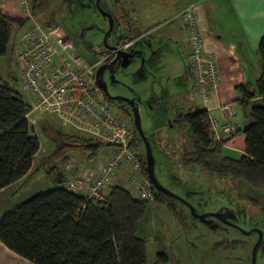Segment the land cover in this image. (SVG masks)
Instances as JSON below:
<instances>
[{"label":"rangeland","instance_id":"rangeland-1","mask_svg":"<svg viewBox=\"0 0 264 264\" xmlns=\"http://www.w3.org/2000/svg\"><path fill=\"white\" fill-rule=\"evenodd\" d=\"M125 1L126 6L122 10L129 25H126L124 18L119 21L117 18L114 19L112 36H118L122 31L126 35L130 31H137L130 23L133 10L128 6L131 4L139 7V11H136L134 16L139 15L143 18L144 25L151 26L165 18L175 17L179 8L190 0H141L142 8L138 0ZM111 8L117 17V14H120L119 10L116 7ZM34 18L43 25L52 23L55 26H60L67 34H71L70 30L75 31L80 26H86L89 30L85 32V40L93 50L86 49L80 44L77 46V53L83 64H92L98 60V53L103 50L104 33L109 29L107 16L99 11L93 12L81 6L77 7L75 0H39ZM173 24L182 36L188 38V33L182 29L179 17L174 19ZM133 34L137 36V33ZM159 35L160 33L156 31L141 37L136 40L133 47L126 50L128 56H131L130 59L123 58L122 62L115 64L110 71L111 92L114 96L133 100L136 104L141 128L151 144L153 173L166 190L183 198L198 214L210 213L223 207L232 210L240 208L241 220L237 222L238 225L244 231L250 227L256 228L258 237L256 238V235L254 237L253 234L238 235L235 232L233 233L235 237L244 238L247 242L244 245L233 247L222 241L224 235L233 230L229 229L227 232L219 230L220 232H218L210 229L206 224L195 220L186 205L177 204L174 200L175 203H172V207L176 214H173L170 209V212L167 210L168 207L164 202L163 204L149 203L137 232V236L146 241L148 264L157 258L158 252L167 257L168 260L164 264H252V254L259 239L260 242L255 249V264H264V188H253L242 181L231 178H215L213 174L202 170L195 164L189 163L184 167L181 163V156L191 153L193 146L190 142L188 126L181 121L180 116L198 109V107H200L199 109L204 108V105L193 91L192 77H189L191 71L189 75V70L187 71L184 62V50L189 49L188 46L183 41H179L181 43L179 45H174ZM106 42L107 44L112 42L111 38L106 39ZM12 46L11 40L6 55L0 58V78L8 82L12 78H16V89L25 101L32 103L29 93L24 89L20 80L18 61ZM157 46L160 50L157 52L158 57L155 62L153 64L146 61L141 63V53L144 54ZM166 49L169 50L166 51ZM179 73L184 74L183 81L180 80ZM192 106L194 109H191ZM112 107L116 113L120 112L118 115H122L120 110ZM239 111V107H236V114ZM40 116L44 118V121L50 123L49 129L44 128L43 125L37 128L35 126V132L38 134L40 142L45 144L48 153L42 157L39 162L40 169L35 172L29 183L32 180H49L45 176V170L52 166L59 167L68 176L66 169L70 167L77 171L86 166H95L96 161L97 163L105 162L107 159L105 157L111 150L107 146L100 147L97 159L92 162L79 150L68 152V160L65 164L68 163L69 166H63L62 161L51 160L49 156L56 144L53 137L56 140L57 135L54 130H61L64 133H80L70 127H61L53 114L43 113ZM239 117L238 115L236 122ZM171 121L172 123H169ZM44 134L47 135L50 142H54V146L44 141ZM214 141L222 140L216 138ZM141 143L144 146L142 141ZM141 147L140 145L139 154L143 155L145 152ZM227 154H231L232 158L239 156L237 151L229 152L223 149L222 155L227 156ZM118 173L119 171H117V178ZM119 184L131 194L133 193V187L129 180ZM226 237L230 238V236Z\"/></svg>","mask_w":264,"mask_h":264},{"label":"trees","instance_id":"trees-1","mask_svg":"<svg viewBox=\"0 0 264 264\" xmlns=\"http://www.w3.org/2000/svg\"><path fill=\"white\" fill-rule=\"evenodd\" d=\"M38 1L32 0V15ZM11 28V22L0 12V58L7 53ZM127 41L121 40L119 46ZM258 52L259 77L252 85L237 87L241 112L247 120L242 129L243 154L237 158L222 155L226 140L215 142L210 138L208 113L198 108L180 116L188 126L193 146L191 153L181 156L184 167L195 164L215 178H231L253 188H264V36ZM10 82L0 78V190L32 170L40 149V139L27 120L31 106L16 89V79ZM109 103L129 117L134 135L130 149L147 177L145 153L139 154L140 145L144 146L133 127L131 107L125 101ZM56 133L55 148L49 156L53 161L65 163L69 151L79 150L92 162L104 146L83 134L61 130ZM45 174L52 181V189L29 197L0 218V241L8 249L33 264H148L146 241L137 232L149 202L135 199L130 191L115 184L100 197L88 198L67 190L68 178L59 167L52 166ZM151 189L152 203L164 202L176 214L172 203H180L152 186ZM156 257L151 264L168 260L165 254Z\"/></svg>","mask_w":264,"mask_h":264},{"label":"built area","instance_id":"built-area-1","mask_svg":"<svg viewBox=\"0 0 264 264\" xmlns=\"http://www.w3.org/2000/svg\"><path fill=\"white\" fill-rule=\"evenodd\" d=\"M24 14L32 21V27L17 41L15 56L24 89L32 99L31 109L53 114L61 127L74 131L109 146L111 151L96 173L70 179L66 188L72 193L88 198H98L114 185L117 171L132 168L129 179L135 199L152 203L151 184L140 170L139 161L130 149L133 130L129 119L118 115L98 89L95 81L97 63L83 64L72 39L60 26H47L37 22L32 15V0H19ZM182 27L188 33L189 68L194 93L209 112L208 103L219 84V70L214 56L204 52L203 42L197 30L194 5L182 12ZM226 120L220 123L210 119V137L219 139L218 131H232L229 119L236 114L234 103L219 106Z\"/></svg>","mask_w":264,"mask_h":264},{"label":"crops","instance_id":"crops-1","mask_svg":"<svg viewBox=\"0 0 264 264\" xmlns=\"http://www.w3.org/2000/svg\"><path fill=\"white\" fill-rule=\"evenodd\" d=\"M138 3L141 6V0H138ZM190 5H194L197 30L203 42L204 52L208 55L214 56V62L218 67L220 75V84L207 106L209 108L208 115L210 119L214 118L220 123H224L226 120L221 115L219 106L234 103L235 108L239 107V113L231 118L232 120H229L233 130H219L217 137L223 141L226 140V142L222 144V149L228 150L229 152L237 151L240 156L244 152V135L242 129L246 126L247 120L241 112L240 104L238 102L240 94L237 91V87L240 85L254 84L261 73V58L258 52V44L260 39L264 36V0H190L183 7L179 8L175 17L165 18L151 26L144 25L143 18L139 15L134 16L135 12L139 11V7L136 5L132 6L131 4L130 8L132 7L133 13L130 23H132L134 29L137 30L134 33H137V36L139 37H144L158 31L160 33L159 36H163L166 40L174 43V45L181 44L179 41H183L184 44L187 45V38L177 31L173 22L176 17H179L182 26V12ZM0 12L11 22L12 28L10 42L12 40V49L15 53L17 41L32 27V21L29 20L22 11L19 0H0ZM125 23L128 26L126 20ZM45 25L55 26L52 23ZM167 50L169 49H166V51ZM184 52V62L190 75L188 61L189 49H185ZM180 54L182 55V53ZM178 75H181L180 80L183 81L182 76L184 74L179 73ZM189 77H191V75ZM12 79L10 81H12ZM26 102L30 106L32 105L31 101L30 103L28 101ZM192 107L191 109H194V106ZM42 114L43 113L40 111L31 109L27 115L28 123L33 128L34 132L35 126L37 128L40 127V125H43L44 128L49 129L50 123L44 121V118H41L40 115ZM238 115L240 117L238 122H236ZM54 132L56 135V130H54ZM35 134L39 138L36 132ZM46 136L47 135L44 134V141L54 146L53 143L56 142L55 138L51 136L54 139V142L52 143ZM46 153L48 152L45 149V144L40 142V149L38 151V156L34 161L32 170L22 179L0 190V218L4 213L13 209L29 197L53 188L52 183H49L51 181L50 179L47 181L45 179L38 181L32 180L31 183H29V180L32 179L35 172L40 169H38L40 165L39 162ZM227 156L231 157V154H227ZM63 166H69V164L64 163ZM98 168L99 167L91 165L76 171L70 167L69 169H66V172L69 174L67 176L68 181L72 178L82 177L91 171L96 173ZM122 168L118 170L119 173L118 178H116L117 181L114 183L115 185H121L119 183H124L125 180L128 181L132 175V168ZM146 252L148 260V248H146ZM157 254L160 253L158 252ZM152 262H154V260ZM0 264L33 263L14 253L0 241Z\"/></svg>","mask_w":264,"mask_h":264},{"label":"flooded vegetation","instance_id":"flooded-vegetation-1","mask_svg":"<svg viewBox=\"0 0 264 264\" xmlns=\"http://www.w3.org/2000/svg\"><path fill=\"white\" fill-rule=\"evenodd\" d=\"M124 1L125 0H75V3L77 4V7L81 6L85 9L91 10L93 12L99 11L101 13V11H102V12L110 13V14L113 13L114 19L116 20V18H117V20L119 21L120 19H123V18H124V20H126L124 11L122 10V8L126 6V1L125 2ZM111 7H116L119 10L120 14H117V17H115L116 14L112 11ZM128 8L131 9L130 5L128 6ZM129 9H128V12H129ZM128 25H129V23H128ZM87 30L88 29L86 26H83V27L80 26L75 31H73V30L69 31V33L71 32L72 36L74 37V38L72 37V40L74 42L76 50L78 48L77 46H79L80 44H82V46H84L86 49H91V51L93 50L91 45L85 40V32ZM63 31H64V29H63ZM64 33L66 34L67 37H70L69 34H67V32L64 31ZM133 33L134 32L130 31L129 34L126 35L122 31L121 34H119L118 36L117 35H114V36L108 35L106 39L108 40L111 38V40H112V42H110L108 45L111 47L116 46L117 48H120L121 46L119 47V43L121 42V40H123V39L128 40L125 43V45L122 46V48H121V51H124L125 53H127V51H128L127 49L130 47H133L136 44V40H139V38H141V37L136 36V35L134 36ZM112 37H113V39H112ZM159 50H160V48L158 46L154 47L152 49L153 57L150 58L149 60H147L146 62L153 64L155 62V59H156L154 57H158L157 52ZM98 55H99V58L95 62V63H97L95 73L100 67H102V66L104 67V69L101 71V73L99 75L100 79L104 83V86H105V89H106L108 95L114 96L111 92V85L109 82L110 71L112 70V68L115 64L122 62L123 58L130 59L131 56L130 57L129 56L122 57V58L116 60V52H114V50H109L106 47H104L102 52L98 53ZM210 213L216 214V216L208 215L205 218L204 223L210 229H212L211 227H214L213 230L218 231V232H220V231L221 232H227L229 229L233 230L232 232L226 233L227 235H224V240L222 239V237H220V239H222V241H224V243L229 244L233 247L235 245L246 244V242H247L246 239L234 236L233 233H235V232L238 233V235L241 234L244 236H248L250 234H253V236L256 235V238L258 237V235H257L258 233H257L256 228L250 227L246 231H244L242 229V227L240 225H238L237 222H240V220H241V209L240 208H234L232 210L230 208L223 207L217 211H212ZM206 221H209V222H206ZM251 228H253V229H251ZM248 230H250V231H248ZM226 236H230V238H227ZM231 237H233V238H231ZM222 241H220V242L223 243Z\"/></svg>","mask_w":264,"mask_h":264},{"label":"water","instance_id":"water-1","mask_svg":"<svg viewBox=\"0 0 264 264\" xmlns=\"http://www.w3.org/2000/svg\"><path fill=\"white\" fill-rule=\"evenodd\" d=\"M101 13L109 18V29L104 34V37H103V43H104L105 47L107 49H109V50H114V52H116V60H118V59H120L122 57L128 56L127 53H125L124 51H121L122 46L121 47L119 46L120 48H117L116 46L111 47V46H109L107 44L106 38H107L108 35H111V33H112L113 29H114L115 21H114V17L110 13H105V12H102V11H101ZM87 29L89 30V28H87ZM141 57H142V62L141 63H143V61H147L150 58H152L153 57L152 49H150L148 52H144V54L141 53ZM154 58H157V57H154ZM103 69H104V67L102 66L95 73L96 85H97L98 89L104 94V96L106 97V99L108 101H112V102H116L118 100L119 101H125L126 103H128L130 105L131 110H132L133 127L136 130V132L138 133V135H139L140 139L142 140V142L144 143L147 178H148L152 188H154L157 192L163 194L166 198L173 199V200L177 201L180 204L186 205L188 207V209L191 211V215L193 216V218L195 220H197V221H200V222L204 223L205 218L208 215L216 216V214H213V213H201V214H198V213L194 212L193 207L187 201H185L183 198L173 194L172 192L166 190L158 182V180L156 179V177H155V175L153 173V170H152L153 155H152V151H151V147H150L151 144L149 143L148 139H146V137H145V135L143 133V130L141 128L140 120H139V113H138V109L136 107V104L134 103L133 100H129V99H126V98H123V97H120V96H110V95H108V93H107V91L105 89L104 83L102 82V80L100 79V76H99ZM206 222H209V221H206ZM211 228L214 229V227H211ZM259 240H258L257 244L255 245V248H254V251H253V254H252V264H255V249L258 246L259 242H260Z\"/></svg>","mask_w":264,"mask_h":264},{"label":"clouds","instance_id":"clouds-1","mask_svg":"<svg viewBox=\"0 0 264 264\" xmlns=\"http://www.w3.org/2000/svg\"><path fill=\"white\" fill-rule=\"evenodd\" d=\"M106 98V97H105ZM112 105V104H111ZM113 106V105H112ZM204 109L206 110V108L204 107ZM208 114H209V112H207ZM123 115V114H122ZM236 115V114H235ZM208 117H209V115H208ZM210 124V123H209ZM211 138V137H210Z\"/></svg>","mask_w":264,"mask_h":264}]
</instances>
